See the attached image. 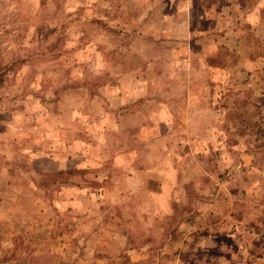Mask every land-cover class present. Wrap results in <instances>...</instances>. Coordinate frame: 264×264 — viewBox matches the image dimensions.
Here are the masks:
<instances>
[{
    "label": "rangeland",
    "instance_id": "obj_1",
    "mask_svg": "<svg viewBox=\"0 0 264 264\" xmlns=\"http://www.w3.org/2000/svg\"><path fill=\"white\" fill-rule=\"evenodd\" d=\"M0 264H264V0H0Z\"/></svg>",
    "mask_w": 264,
    "mask_h": 264
}]
</instances>
